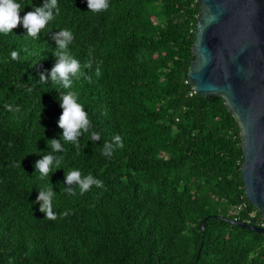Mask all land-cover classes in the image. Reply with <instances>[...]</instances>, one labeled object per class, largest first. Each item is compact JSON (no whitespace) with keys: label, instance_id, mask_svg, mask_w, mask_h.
<instances>
[{"label":"trees","instance_id":"1","mask_svg":"<svg viewBox=\"0 0 264 264\" xmlns=\"http://www.w3.org/2000/svg\"><path fill=\"white\" fill-rule=\"evenodd\" d=\"M16 2L23 18L44 0ZM108 2L95 13L86 0H58L38 38L22 24L0 33V264H264V236L228 222H262L244 194L239 125L222 98L195 94L187 79L198 0ZM62 29L81 65L70 89L39 83ZM68 91L91 127L79 147L61 141L60 164L42 177L34 165L62 135L58 97ZM115 135L123 148L103 155ZM74 169L104 186L81 194L66 184ZM47 187L56 220L34 203Z\"/></svg>","mask_w":264,"mask_h":264},{"label":"water","instance_id":"2","mask_svg":"<svg viewBox=\"0 0 264 264\" xmlns=\"http://www.w3.org/2000/svg\"><path fill=\"white\" fill-rule=\"evenodd\" d=\"M198 6L187 79L195 94L222 98L238 123L244 194L264 222V0H198ZM228 222L264 236V228Z\"/></svg>","mask_w":264,"mask_h":264},{"label":"clouds","instance_id":"3","mask_svg":"<svg viewBox=\"0 0 264 264\" xmlns=\"http://www.w3.org/2000/svg\"><path fill=\"white\" fill-rule=\"evenodd\" d=\"M88 9L92 12L98 13L107 10L109 7L108 0H86ZM21 5L16 0H0V33H11V31L18 25L22 24L26 29L27 35L33 38H38L39 34L50 21L54 19V15L59 14L58 0H44V3L40 7H35L32 11L27 12L23 18L20 17ZM51 39L55 41V65L51 69L50 73H41L39 83L45 84L49 81L59 82L63 88L70 89L73 84V77L77 76V73L81 70L80 62L74 59L66 51L68 45L73 41V33L68 29H62L51 36ZM27 51V49H25ZM18 51L11 52V58L17 60L19 58ZM82 74V73H81ZM99 75V68L96 71ZM29 92L33 91L31 87L27 88ZM58 102L62 109L58 121V127L62 130V135L59 139L54 138L48 141L51 145V151L48 154L42 156L37 160L34 168L36 172H39L42 177L48 176L51 167L54 162L58 166L62 160V156L54 155L53 153H61L65 151L61 141H67L74 143L79 147V137L84 132H89L91 127L90 120L84 107L77 102V96L74 92L68 91L67 93H60ZM8 111H13L11 105H5ZM19 112V107L14 109ZM90 138L93 141H99L101 135L97 131H91ZM122 137L115 135L112 142H105L103 145V155L111 156L114 147L123 148ZM66 184L68 186L76 185L81 194L89 191V189L95 185L98 188H102L103 181L95 178L91 174L82 176L80 170L74 169L65 173ZM65 192L69 195H74L73 187H65ZM55 193L52 187L42 188L38 191L37 200L34 203H39V211L45 214V219L56 220L57 214L53 210V198ZM70 211L61 213V216H67Z\"/></svg>","mask_w":264,"mask_h":264},{"label":"built area","instance_id":"4","mask_svg":"<svg viewBox=\"0 0 264 264\" xmlns=\"http://www.w3.org/2000/svg\"><path fill=\"white\" fill-rule=\"evenodd\" d=\"M238 210H240V207H238ZM249 216H250V218H254L255 217V212L250 213ZM236 220H238V219H236ZM246 223H249V222H246ZM258 227L264 228V222H263V220L260 223V225H258Z\"/></svg>","mask_w":264,"mask_h":264}]
</instances>
